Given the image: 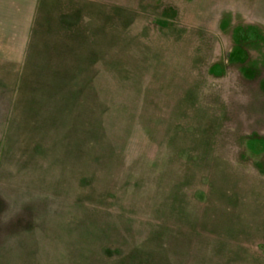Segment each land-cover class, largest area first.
Masks as SVG:
<instances>
[{
	"label": "rangeland",
	"instance_id": "rangeland-1",
	"mask_svg": "<svg viewBox=\"0 0 264 264\" xmlns=\"http://www.w3.org/2000/svg\"><path fill=\"white\" fill-rule=\"evenodd\" d=\"M107 1L0 0V264H264V0Z\"/></svg>",
	"mask_w": 264,
	"mask_h": 264
},
{
	"label": "crops",
	"instance_id": "crops-1",
	"mask_svg": "<svg viewBox=\"0 0 264 264\" xmlns=\"http://www.w3.org/2000/svg\"><path fill=\"white\" fill-rule=\"evenodd\" d=\"M87 1H89V3H87L86 2V4L87 5H89L88 7L90 8V9H92V10H94V11H98V12H100V13H102L103 12V14H104V17L106 16V10H108V7H106V4H107V6H108V1L107 0H87ZM93 1H96L98 4L97 5H95L94 7L92 6V4H91V2H93ZM118 2V0H115V2L114 3H116L117 5L118 4H121V3H117ZM122 6H123V4H121ZM121 6V7H122ZM101 21V20H100ZM105 25H106V23H105ZM62 35V34H61ZM63 37H64V35H62ZM89 37V36H88ZM87 38H83V39H80L81 41H83V42H88L89 43V40H91L92 41V39H87ZM91 41H90V45H91ZM100 50H102L101 48H100ZM89 53L90 52H92V50H89L88 51Z\"/></svg>",
	"mask_w": 264,
	"mask_h": 264
}]
</instances>
